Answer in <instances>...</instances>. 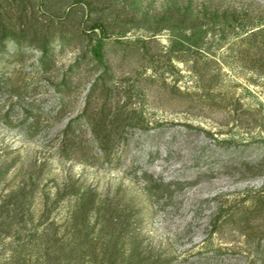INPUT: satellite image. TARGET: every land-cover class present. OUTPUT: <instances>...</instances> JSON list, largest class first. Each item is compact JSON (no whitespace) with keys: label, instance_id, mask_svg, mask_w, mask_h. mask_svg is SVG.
<instances>
[{"label":"rangeland","instance_id":"rangeland-1","mask_svg":"<svg viewBox=\"0 0 264 264\" xmlns=\"http://www.w3.org/2000/svg\"><path fill=\"white\" fill-rule=\"evenodd\" d=\"M183 3L0 0V21L16 32L7 37L0 53V214L10 220L15 213L12 231L0 233V264L45 262V242L33 232L41 233L51 219L58 227L53 250L64 252L59 243L69 236L68 218L79 197L68 193L55 201L67 182L81 186V191L96 187L102 197L108 190L136 194L146 212L142 247L167 248L165 256L177 257L174 264H262L239 230L208 234L200 227L192 239L173 241L187 221L209 220L217 202L202 198L223 193L232 199L245 195L249 186H264V173L243 177L240 166L245 158L264 157V128L256 121L264 116V70L245 65L246 25H239L248 11L255 18L264 17V0H194L196 7H229L238 14L232 23H206L198 45L187 39L182 28L179 8ZM96 22H102L108 34L104 57L108 76L96 93L112 84L113 107L141 118V126H127L130 133L135 132L126 151L112 164L79 158L84 156L80 151L76 157L60 155V141L54 138L85 106L96 75L91 47L102 33L99 26L93 27ZM42 46L47 47L46 53ZM187 51L191 56L185 55ZM83 54L76 74L67 73ZM194 57L219 72L214 99L203 94ZM172 88L194 93L195 101L183 100L171 93ZM224 96L227 105L220 104ZM100 101L94 98L92 107L98 108ZM89 131L90 125L85 129L87 137ZM85 142L89 153L98 150L93 140ZM246 143L250 145L245 149ZM135 167L139 173L147 169L165 179L192 180L179 211L167 207L154 213L148 195L131 173ZM47 203L50 217L42 223ZM98 215L97 211L92 215L94 230L86 242V254L76 264L100 262L109 229L102 228ZM120 245L128 255L133 248L129 235ZM65 262L63 256L57 264Z\"/></svg>","mask_w":264,"mask_h":264},{"label":"trees","instance_id":"trees-1","mask_svg":"<svg viewBox=\"0 0 264 264\" xmlns=\"http://www.w3.org/2000/svg\"><path fill=\"white\" fill-rule=\"evenodd\" d=\"M183 8V10H181ZM179 8L180 22L185 30L187 39L198 45L203 39V33L207 30L204 25L206 23L216 24L218 21L232 23V18H237L236 11H231L229 7L213 8L210 5L202 4L196 7L194 0H185ZM256 15L248 11L245 17V22H239V25H245V65L248 67L261 68L264 70V17L255 18ZM257 19V20H256ZM101 28V35L92 44L91 51L96 58L94 64V73H96L91 83L90 89L87 92V99L84 108L75 116L69 119L66 126L60 130L54 137L60 141L58 153L66 157L75 156V153L81 152L79 158H83L89 162L95 159H100V163H111L114 158L119 159L126 151L130 143L131 135L135 132H129L127 126H141V118L139 114H129L122 107H113L114 88L111 85L103 87L100 92L96 93L99 84H105L108 76V64L104 61L105 57V39L108 36L102 22H96L93 27ZM190 31V33H189ZM16 32L7 28L0 21V53L3 51L6 39L9 35H15ZM18 42L19 39L15 38ZM42 51H48L46 46L41 47ZM186 56H191L189 51L185 52ZM77 57L69 66L67 73L76 74L82 65V57ZM187 58V57H186ZM195 70L198 72L203 87V94H207L209 98L214 99V86L219 82L220 76L218 71H212L210 66H205L200 63L199 57H194ZM93 69V67H92ZM95 93L98 97H95ZM171 93H178L180 97L189 103L195 101L194 93L177 92L174 88ZM96 98L100 106L92 107V101ZM228 98L223 97L224 102L221 105H227ZM216 100H214L215 102ZM216 103V102H215ZM135 112V111H133ZM247 112V109H245ZM135 116L137 117L135 119ZM260 119V120H258ZM6 123H9L7 118H4ZM258 125L264 128V116L256 118ZM87 123L90 125V134L85 135V129L81 127ZM190 126V124H188ZM38 131L35 133L37 134ZM150 133V132H149ZM155 134V133H152ZM93 140V147L98 148L95 152H90L85 149L87 140ZM250 143L245 144V149ZM102 159V160H101ZM114 165V164H113ZM243 168V177L256 176L264 173V157L259 160L246 159L240 164ZM139 185L148 195L149 200L154 206V213L160 210H165L167 207H175V211H179L184 202L182 195L185 189L190 186L192 180H184L179 178L165 179L163 176L155 175L147 169L138 172V168L133 170ZM118 190H123L122 184ZM68 193L78 194V200L75 208L72 210L69 222V236L62 239L59 247L64 250L63 253L55 254L54 244L57 242L58 227L54 219L49 220L50 206L46 205L42 214V223L49 220L47 226L44 227L41 233L38 229L33 232L34 237L43 238L45 262L42 264H57L65 257V264H76L79 259L86 254V242H88L94 227H91L92 215L95 211L98 212V218L102 222V228H108V235L104 240L101 259L98 264H174L176 255L165 256L167 248L159 247L150 244L143 246V238L141 236L142 227L146 218L144 205L141 199L136 194L124 192L111 193L110 190L102 197L96 187H87L81 191V186H75V183L67 182L64 184V190L58 192L55 201ZM18 195L15 193L11 196L14 198ZM26 196V194H25ZM201 201L211 203L217 202V207L213 210L209 220L204 222H196L194 218L187 221L184 228L176 233L173 241L182 242L185 239H192L197 228L204 227L208 234L215 231L228 229L230 232L236 230L246 234L247 241L252 247L255 254V260H261L264 264V186L259 188L247 187L245 195L229 199L223 196V193H217L212 196H206ZM0 214V233H10L14 225V216L12 214L10 220L1 218ZM9 216V213L7 214ZM126 235L132 240L133 248L128 255H125L124 246H119V241L124 239ZM220 252V248H215ZM61 253V254H60ZM79 258V259H77Z\"/></svg>","mask_w":264,"mask_h":264}]
</instances>
